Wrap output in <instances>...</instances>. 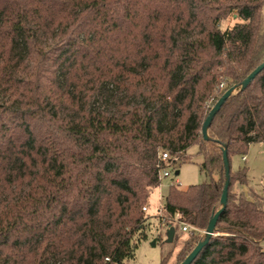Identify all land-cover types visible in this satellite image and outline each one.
<instances>
[{
	"label": "trees",
	"instance_id": "16d2710c",
	"mask_svg": "<svg viewBox=\"0 0 264 264\" xmlns=\"http://www.w3.org/2000/svg\"><path fill=\"white\" fill-rule=\"evenodd\" d=\"M263 63L264 0H0V264L134 260L161 154L194 147L210 180L169 187L161 264H182L222 208L224 147L228 204L192 264H264V194L232 168L264 143V70L202 134Z\"/></svg>",
	"mask_w": 264,
	"mask_h": 264
},
{
	"label": "rangeland",
	"instance_id": "374dc122",
	"mask_svg": "<svg viewBox=\"0 0 264 264\" xmlns=\"http://www.w3.org/2000/svg\"><path fill=\"white\" fill-rule=\"evenodd\" d=\"M237 20L234 16L229 17L221 23L222 30L229 27H233ZM213 102L209 105L213 107ZM187 159L180 160V162L172 168H169L171 176L163 179L161 186L152 191L149 203L146 205L148 208L147 215L150 216V221L145 231L146 238L141 241L137 250L134 260H130L126 264H161L163 251L167 248L166 245L153 242L159 235L162 238H167V226L160 222V217L164 215V196L167 195L168 189L172 182L178 180L180 185H177L180 189H187L192 185L206 184L209 182V177L202 172L201 163L202 157L197 155V147L192 148L188 154ZM248 162L242 161L243 156L232 157V168L236 172L242 167L249 169L248 179L249 183L258 188H264V143L253 144L249 149ZM177 171L180 172L176 175ZM240 186L236 184L234 187L235 192H239ZM183 240H179L176 244L175 253L180 249ZM169 264H176L175 255L169 261Z\"/></svg>",
	"mask_w": 264,
	"mask_h": 264
},
{
	"label": "water",
	"instance_id": "95a60500",
	"mask_svg": "<svg viewBox=\"0 0 264 264\" xmlns=\"http://www.w3.org/2000/svg\"><path fill=\"white\" fill-rule=\"evenodd\" d=\"M264 70V63L259 66L253 73L249 75V77L240 85L233 87L232 89L228 90L224 96L216 103V105L212 108L209 116L204 122L203 129H202V134L203 137L206 141L210 139L209 137V129L212 125V122L217 115V113L221 110L222 106L224 103L232 96L236 95L239 91L245 90L250 83L256 78L257 75H259L262 71ZM223 161H224V166H225V174H226V182H225V187L223 191V195L221 198V205L222 208L216 213V215L211 219L209 226L207 230L205 231V237L203 241H201L196 248L192 251V253L185 259V261L182 264H192L198 255L201 253V251L204 249V247L210 242L211 238L215 235L216 231V224L218 222V219L224 209L227 207L228 204V193H229V187H230V173H231V167H230V162L228 158V152L227 148L224 147L223 149ZM180 172L177 171L176 175H179ZM176 234V230L174 228H169L167 231V240L169 243H172L174 241ZM156 240L153 242V245H156Z\"/></svg>",
	"mask_w": 264,
	"mask_h": 264
},
{
	"label": "built area",
	"instance_id": "2783aa9c",
	"mask_svg": "<svg viewBox=\"0 0 264 264\" xmlns=\"http://www.w3.org/2000/svg\"><path fill=\"white\" fill-rule=\"evenodd\" d=\"M242 160L245 161L246 157H243ZM161 161L163 163H165V165H166V167L161 169V172H160V179L162 181L163 179L169 178L171 176L169 168L175 167L179 163V160H178V157H173L169 152H163L161 154ZM171 185L177 186L180 184H179V181L176 180V181L172 182ZM143 211L145 213L148 212V208L144 207ZM177 220H178V217H177ZM181 228H182L183 232H186V233L191 232V231H197L195 228H193L187 224H181ZM204 234H205V232H204Z\"/></svg>",
	"mask_w": 264,
	"mask_h": 264
},
{
	"label": "crops",
	"instance_id": "0c3cea01",
	"mask_svg": "<svg viewBox=\"0 0 264 264\" xmlns=\"http://www.w3.org/2000/svg\"><path fill=\"white\" fill-rule=\"evenodd\" d=\"M253 146V145H252ZM251 146V147H252ZM250 147V148H251ZM246 157V160L244 161V162H248V156H245ZM243 161V160H242ZM250 184V183H249ZM250 186H252L251 184H250ZM254 187V186H253ZM254 189L258 192V193H260V194H264V188H258V187H254Z\"/></svg>",
	"mask_w": 264,
	"mask_h": 264
}]
</instances>
